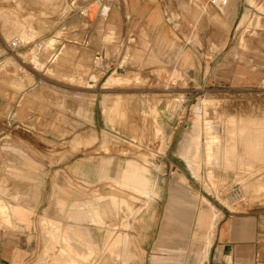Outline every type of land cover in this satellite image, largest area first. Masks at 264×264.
<instances>
[{
    "label": "crops",
    "instance_id": "crops-1",
    "mask_svg": "<svg viewBox=\"0 0 264 264\" xmlns=\"http://www.w3.org/2000/svg\"><path fill=\"white\" fill-rule=\"evenodd\" d=\"M108 3L105 33L113 27L120 51L112 53L111 43L103 42L101 67L95 65L99 53L89 41L96 37L94 29L84 35L82 45L61 39L39 49L35 60L24 58L31 52L27 50L31 41L15 53L1 42L0 200L10 206L11 223L0 219V264L35 261L43 246L44 223L57 227V240L64 222L78 227L74 215L81 203L88 204L97 176L96 134L111 132L104 120L111 100L105 109L100 103L101 97L113 92L104 86L105 77L96 78V68L108 72L122 57L133 50L143 52L149 44L151 50L146 51L158 55L164 69L186 71L201 86L255 87L264 81V62L251 60L240 66L225 60L227 54L241 53L230 39L235 23L238 30H246V26L239 28L245 14L255 29L264 28V0ZM54 52L60 56L59 63L49 69L48 58ZM167 193L162 205L158 199L143 212L146 225L139 226L130 244L136 246L137 258L128 264H264V218L254 213L225 214L212 205L195 211L186 190L169 188ZM103 208L105 223L115 222V209ZM85 209L91 215L89 205ZM92 222L82 225L90 228ZM117 260V255H110L105 264Z\"/></svg>",
    "mask_w": 264,
    "mask_h": 264
},
{
    "label": "rangeland",
    "instance_id": "rangeland-1",
    "mask_svg": "<svg viewBox=\"0 0 264 264\" xmlns=\"http://www.w3.org/2000/svg\"><path fill=\"white\" fill-rule=\"evenodd\" d=\"M108 7V0H0V45L3 42L11 48V41L19 37L20 46L31 41L27 44L31 52L24 58L35 60L39 49L52 47L61 39L82 45L84 35L94 29L96 37L89 41L94 42L97 52L101 53L103 42L108 41L112 53L118 54L120 39L113 37V27L105 33L109 30L103 21ZM62 18L65 20L57 21ZM247 23L239 24L246 30H238L235 23L230 39L231 46H239L241 53L225 55V60L227 57L240 66L251 60L264 62V28L258 30ZM148 45L143 52L133 50L128 58L113 63L108 72L96 68V78L105 77L104 86L113 92L101 97L104 100L100 103L105 109L111 100L105 112L108 119H104L111 132L101 131L95 137L96 181L88 204L81 203L78 208L84 210L86 218L78 227L64 222L58 240L56 227L44 223L46 264L66 262L65 255L84 264H105L108 256H115L113 250L136 240L137 229L146 225L143 212L158 199L162 205L169 188L181 193L186 190L195 211L198 206L212 205L225 214L254 213L264 218V81L255 87L225 86L216 90L201 86L192 82L189 78L193 76L186 71L164 69L158 55L146 51L151 50ZM19 47L12 53L23 50ZM100 53L95 58L96 67L103 65ZM59 57L55 52L49 55V69L58 65ZM3 67L4 62L0 69ZM117 67L123 71H117ZM188 146L194 152L192 161L182 155ZM236 185L241 186L242 198L228 194ZM88 205L89 216L85 209ZM104 206L115 209V222L102 219ZM5 213L9 225V205ZM86 220L93 221L90 228L82 225ZM120 228L125 232L122 236L118 234ZM120 237L125 239L124 244L119 245ZM111 238L114 240L109 244ZM103 248L108 251L103 252ZM135 250L132 245L131 253L117 256L115 264L136 259Z\"/></svg>",
    "mask_w": 264,
    "mask_h": 264
},
{
    "label": "bare ground",
    "instance_id": "bare-ground-1",
    "mask_svg": "<svg viewBox=\"0 0 264 264\" xmlns=\"http://www.w3.org/2000/svg\"><path fill=\"white\" fill-rule=\"evenodd\" d=\"M121 1V0H120ZM123 1V0H122ZM250 1H248V3H249ZM94 3V2H93ZM123 3V2H122ZM250 4V3H249ZM95 7V6H94ZM108 9V8H107ZM94 10V9H93ZM251 10V9H250ZM173 11V10H172ZM250 12V11H249ZM91 14V13H90ZM92 15V14H91ZM252 17V16H251ZM249 21V19H248V17H247V14H245L244 16H243V18L240 20V24L242 25V24H244L245 22H248ZM20 36L22 37L23 36V34H20ZM27 36V35H26ZM28 37V36H27ZM14 38V37H13ZM16 40H18L19 41V43H22V40H21V38L19 37V38H15ZM25 43V42H24ZM100 56V55H99ZM10 58V57H9ZM4 61V60H3ZM10 65V64H9ZM92 65V64H91ZM93 66V65H92ZM109 78V77H108ZM110 80H112V81H114L115 79L114 78H109ZM115 83V82H114ZM122 83V82H121ZM211 120V119H210ZM219 123V122H218ZM216 127V126H215ZM242 127V126H241ZM240 128V127H239ZM222 129H223V127H222ZM233 130H230V133L232 132ZM236 131V130H235ZM239 131V130H238ZM224 132V131H223ZM107 133V132H106ZM251 133V132H250ZM109 134V133H108ZM250 135H252V134H250ZM245 136V135H244ZM104 137V136H103ZM231 137V136H230ZM240 137V136H239ZM104 138H106V137H104ZM230 139V138H229ZM96 140V139H95ZM109 140V139H108ZM224 140V139H223ZM94 141V140H93ZM97 141V140H96ZM245 141H246V139H245ZM252 141V140H251ZM254 142H256V140L254 141ZM240 143V142H239ZM255 144H257V143H255ZM260 144V143H259ZM251 145H254V144H251ZM256 146V145H255ZM260 146V145H259ZM257 148H259L258 147V145L256 146ZM261 147V146H260ZM255 148V147H254ZM251 150H252V148H251ZM253 151H255V149H253ZM253 151H251L252 153L251 154H253ZM258 151H259V149H258ZM249 152V151H248ZM194 152H193V149L191 148V146H188L184 151H182V155L184 156V158H188V159H190L191 161H192V156L194 155L193 154ZM255 153V152H254ZM257 153V152H256ZM250 154V155H251ZM262 157V156H261ZM257 159H258V156H257ZM7 209H8V205L5 203V202H3L2 203V201L0 200V219L2 220V222L4 223V224H7L8 225V223H6L5 221H6V213H5V211H7ZM86 218V216H85V212H84V210L83 209H80V210H78V213H76L75 215H74V219H75V221L78 223V225H80L81 224V222L84 220ZM103 219V218H102ZM56 230H57V227H56ZM120 239L122 240V242L121 243H119V245H121V244H124V242H125V239L123 238V237H120ZM124 239V240H123ZM44 247H46V246H43L42 247V250H41V253H40V256L34 261V263L33 264H46V262H43V255L45 254V249H44ZM106 251H108V250H106V249H104L103 248V252H106ZM102 252V253H103ZM126 252H128V253H131V247H130V245H128V244H125L123 247H121V248H118V249H115V250H113V253H114V255H117L118 257H120V256H123L124 255V253H126ZM117 257V258H118ZM129 257V256H128ZM127 257V259H130L131 258V255H130V257L128 258ZM61 260V259H60ZM64 260H66V262L65 261H62L61 260V262H54V264H84V263H81V262H79V261H77L76 259H74L72 256H67V255H65V258H64ZM45 261V260H44ZM122 262V264H125V263H127V262H125V261H123V260H121ZM120 263V264H121ZM101 264H103L102 262H101Z\"/></svg>",
    "mask_w": 264,
    "mask_h": 264
},
{
    "label": "built area",
    "instance_id": "built-area-1",
    "mask_svg": "<svg viewBox=\"0 0 264 264\" xmlns=\"http://www.w3.org/2000/svg\"><path fill=\"white\" fill-rule=\"evenodd\" d=\"M20 44L21 43H19L18 40L14 39L13 41H11V48L10 47H8V48L10 50H14V49L18 48L20 46ZM228 194H229V196H233V197H237V198H242L244 196L240 185L234 186Z\"/></svg>",
    "mask_w": 264,
    "mask_h": 264
}]
</instances>
